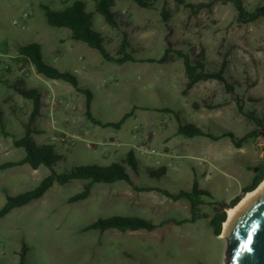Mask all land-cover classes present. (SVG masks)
Listing matches in <instances>:
<instances>
[{"label":"rangeland","instance_id":"1","mask_svg":"<svg viewBox=\"0 0 264 264\" xmlns=\"http://www.w3.org/2000/svg\"><path fill=\"white\" fill-rule=\"evenodd\" d=\"M74 1L0 0V45L5 46V55H0L4 124V128L0 125V164L26 155L14 140L25 135L34 101L17 88L36 89L42 94V107L31 123L32 135L38 145L51 144L61 156L59 172L122 162L133 150L138 169L128 164L126 168L134 184L178 193L192 192L197 181L207 194L194 196L201 205L193 220L189 199L175 201L158 191H137L125 180L95 183L87 199L74 203L68 199L88 181L56 182L41 198L0 218V264H19L23 245L25 264H226L227 238L215 234L210 219L223 205L230 207L257 174L253 168L264 161V146L259 145L264 143V127L245 115L253 113L264 124V17L242 22L233 2L215 1L209 6L213 0H148L152 5L141 7L133 0H115L114 27L97 11V0H83L93 15L92 28L105 37L108 52L120 56L125 46V52L139 60L120 64L71 38L70 29L48 24L43 5L56 10ZM241 1L248 11L264 6V0ZM163 11L168 13L166 20ZM167 36L173 50L192 60H201L205 53L208 71H218L226 63L225 77L233 91L210 80L208 89L182 95L188 81L183 58L173 53V63L148 61L164 55ZM33 42L42 46L47 63L75 75L80 87L93 93L91 110L98 123L86 115L83 92L20 61L19 47ZM203 93H215L221 108L199 113L193 104L203 102ZM52 94L64 100L54 117L48 110ZM129 113L119 128L104 125L118 123ZM179 124H194L209 136L177 134ZM255 129L259 136L242 144L254 145L258 156L251 162L235 150L227 134L239 139ZM56 135L68 139L56 141ZM141 144L156 153H143ZM159 169L164 172L151 174ZM49 173L47 166L34 170L29 164L0 170V210L7 194L34 189ZM112 216L139 217L157 228L84 230Z\"/></svg>","mask_w":264,"mask_h":264},{"label":"trees","instance_id":"2","mask_svg":"<svg viewBox=\"0 0 264 264\" xmlns=\"http://www.w3.org/2000/svg\"><path fill=\"white\" fill-rule=\"evenodd\" d=\"M141 7H150L152 4L148 0H133ZM215 1L233 2L238 10V18L242 22H254L260 17H264V6L257 8L255 11H248L241 0H213L207 5L211 6ZM115 5V0H97V11L100 12L108 24L111 26H117L115 20V13L112 11V7ZM201 3L199 6H204ZM45 10V16L47 22L50 26L68 28L71 31V38L76 41H82L90 45L91 47L99 50L103 57L112 62L125 63L127 61H139L127 52H125V46H122L120 56H114L108 52L104 43L105 37L98 31L92 28V18L91 12L87 11V4L83 0H75L72 4L64 7L63 9H52L48 5H43ZM165 20L168 19V13L163 11ZM168 47L165 50L164 55L159 59H148L150 62H160L169 63L174 60L172 54L175 53L179 57L183 58L186 75L187 84L185 91L190 90L196 83L200 81L207 80H218L225 84L228 91H233L234 86L229 83L225 77L226 63H224L218 71H208L205 65V53L201 54V60H192L188 55L179 50H173L171 48V42L169 36H167ZM20 56V61L24 63L33 64L37 72L49 79L57 81H65L72 84L78 91L83 92L86 95L85 108L87 117L97 122L92 114V101L93 93L89 89H84L80 87L77 77L70 72L61 71L57 67L47 63L44 58L42 51V46L39 43L33 42L21 45L18 49ZM140 61H146L141 59ZM18 92L27 99H32L34 101V108L31 114L30 123L27 126L26 133L23 137L14 140V145L16 147H23L26 151L24 158L18 161H8L0 164V170L21 166L24 164H29L34 170L39 169L41 166H47L50 169V173L45 177L41 183L29 191L20 193L15 196L7 194V202L0 210V218L6 216L13 209L17 207L24 206L30 203L34 199L41 198L44 194L57 182L59 184H68L74 180H87L88 183L84 186L81 192L72 195L68 200L70 203H74L80 200L87 199L92 192V187L95 183H115L117 181L125 180L129 182L135 190L137 191H158L162 194L172 198L177 201L182 198H187L191 202V212L193 214V220L199 211L201 202L198 200L199 194H207V192L202 191L198 188L197 181L194 182V187L192 192L180 191L178 193H172L166 189L154 186H139L133 183L130 174L127 171L126 164L137 171L138 161L133 150H130L126 158L122 162H115L110 165L101 166L98 164H91L86 166H76L70 170L59 172L56 169L58 161L61 156L58 155L51 144L38 145L33 138V131L31 129V123L39 115L42 107V94L36 89L29 88H17ZM168 110V109H167ZM131 113L126 114L124 118L118 123H106L105 126H114L119 128L121 124L127 119ZM245 115L252 119L259 127H264L262 120L256 117L253 113H245ZM0 125L4 128V124L1 118L0 111ZM178 133L186 137H193L195 135H206L208 133L204 132L202 129L194 124L183 125L180 124L178 128ZM8 135V134H7ZM231 136L235 145L241 146L249 138L259 136V129L244 135L239 139H235L232 133L227 134ZM164 171L159 169L157 171H152V175L162 174ZM264 180V170L260 174H256L250 184L243 188L242 194L236 196L231 202L230 207L236 206L244 195L250 191L255 190ZM209 217L208 215H204ZM227 212L224 208H220V211L216 212L210 219V224L214 228L216 235H221L223 231V223L227 219ZM117 228L122 231L127 230H148L152 231L157 228V225L148 222L139 217H126V216H112L106 219H99L98 221L88 225L84 230L100 229L101 231H106L108 229ZM26 258V246L20 253L19 264H25Z\"/></svg>","mask_w":264,"mask_h":264},{"label":"water","instance_id":"3","mask_svg":"<svg viewBox=\"0 0 264 264\" xmlns=\"http://www.w3.org/2000/svg\"><path fill=\"white\" fill-rule=\"evenodd\" d=\"M223 208L229 215L221 233L228 241L226 263L264 264V190L246 197L234 209Z\"/></svg>","mask_w":264,"mask_h":264},{"label":"crops","instance_id":"4","mask_svg":"<svg viewBox=\"0 0 264 264\" xmlns=\"http://www.w3.org/2000/svg\"><path fill=\"white\" fill-rule=\"evenodd\" d=\"M173 63V62H172ZM185 75H186V72H185ZM210 80H207V81H200L198 83H196L190 90H188L187 92L185 91V89L182 91V95L184 96H190L192 93H197L200 88H205V89H208L209 85L208 82ZM187 84V83H186ZM204 96V99H203V102L202 103H198V102H195L193 105L195 107V109L199 112V113H205L206 109L208 107H215V109L218 111L221 107V102L219 101H216L215 100V96L216 94L213 93V94H206V93H203ZM213 100L214 102L211 103L210 100ZM169 109V108H167ZM171 110V109H169ZM176 113V112H175ZM178 118V121H179V116L177 117ZM180 122V121H179ZM180 125V124H179ZM179 125H178V128H179ZM178 128H177V134L178 133ZM254 145L252 146H249V147H246L245 145H241V146H237V145H234V148L235 150H239L240 153L244 154L246 157H248V159L252 162L254 161L256 158H257V151H255V148L253 147ZM132 178V177H131ZM152 192V191H151ZM140 193H143V192H140ZM133 194H136V193H133ZM139 197V195H136ZM137 197V198H138Z\"/></svg>","mask_w":264,"mask_h":264},{"label":"built area","instance_id":"5","mask_svg":"<svg viewBox=\"0 0 264 264\" xmlns=\"http://www.w3.org/2000/svg\"><path fill=\"white\" fill-rule=\"evenodd\" d=\"M24 17H29L28 13H24ZM15 24H18V21L14 22ZM5 46L0 45V55L4 56L5 55ZM9 68V66H6V69ZM22 72H25V70L22 68ZM64 104V100L62 98H59L58 96H56L55 94L49 95V99H48V110H49V114L54 117L56 110L59 108V106ZM72 138H77V139H81V135H77V134H72L71 135ZM67 137L66 136H58L56 135L54 137V140L56 141H61V142H65L67 141ZM260 146H264L263 142L259 143ZM138 148L143 152V153H151L154 154L156 153L155 149H150L148 148L145 144H141L138 146Z\"/></svg>","mask_w":264,"mask_h":264},{"label":"bare ground","instance_id":"6","mask_svg":"<svg viewBox=\"0 0 264 264\" xmlns=\"http://www.w3.org/2000/svg\"><path fill=\"white\" fill-rule=\"evenodd\" d=\"M261 190H264V180L262 181V183L255 189V190H253V191H250V192H248V193H246L245 195H244V197L241 199V201L238 203V204H240L246 197H248V196H250V195H252V194H255V193H257V192H259V191H261ZM237 204V205H238ZM235 208V206L234 207H231L230 209H234ZM228 212V211H227ZM229 216V215H228ZM228 216H227V219H226V221L224 222V223H226L227 222V220H228ZM227 264V263H226Z\"/></svg>","mask_w":264,"mask_h":264},{"label":"flooded vegetation","instance_id":"7","mask_svg":"<svg viewBox=\"0 0 264 264\" xmlns=\"http://www.w3.org/2000/svg\"><path fill=\"white\" fill-rule=\"evenodd\" d=\"M253 169H254V171L257 174H260L261 172H263V170H264V161L262 163L256 165Z\"/></svg>","mask_w":264,"mask_h":264}]
</instances>
